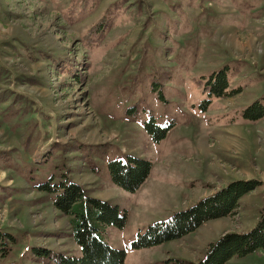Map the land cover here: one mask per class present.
Listing matches in <instances>:
<instances>
[{
    "label": "rangeland",
    "instance_id": "374dc122",
    "mask_svg": "<svg viewBox=\"0 0 264 264\" xmlns=\"http://www.w3.org/2000/svg\"><path fill=\"white\" fill-rule=\"evenodd\" d=\"M221 70L227 97L211 90ZM255 101L264 105V0H0V230L15 238L0 264L81 255L39 186L61 180L125 216L103 234L123 264H196L223 233L250 230L264 204V115L241 113ZM150 118L171 126L164 138L147 134ZM127 155L151 163L133 192L107 168ZM238 179L260 185L234 216L132 244ZM226 264H264V250Z\"/></svg>",
    "mask_w": 264,
    "mask_h": 264
},
{
    "label": "trees",
    "instance_id": "16d2710c",
    "mask_svg": "<svg viewBox=\"0 0 264 264\" xmlns=\"http://www.w3.org/2000/svg\"><path fill=\"white\" fill-rule=\"evenodd\" d=\"M212 92L216 97L230 96L226 91L225 70L213 73L210 78ZM161 96V95H160ZM242 118L258 120L264 115V105L255 101L242 111ZM168 127H159L153 118L144 123V129L153 140L166 136ZM111 181L120 188L133 192L146 180L151 163L131 155L124 159L112 160L107 165ZM260 185L258 180H233L218 188L213 194L201 198L194 205L175 212L168 220L149 225L144 234H138L132 243L145 247L174 240L193 232L204 222L231 217L237 214L240 199ZM40 189L54 193L53 207L68 217L71 236L79 247L81 255L74 257L58 253L57 264H123L125 252L113 249L104 241L107 226L123 227L125 216H119L118 209L107 201L91 197L80 184L61 180L49 186L40 184ZM15 238L0 230V258L7 256ZM258 250H264V204L255 226L246 232H225L214 242L207 244L203 257L196 264H226L233 257H243ZM49 258V249H35ZM53 255V254H52Z\"/></svg>",
    "mask_w": 264,
    "mask_h": 264
}]
</instances>
